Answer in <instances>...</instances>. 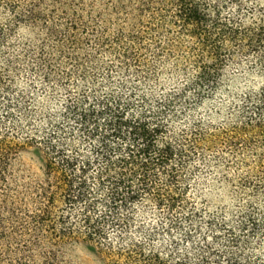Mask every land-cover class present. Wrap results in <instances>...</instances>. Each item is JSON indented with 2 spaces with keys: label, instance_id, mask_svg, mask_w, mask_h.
Wrapping results in <instances>:
<instances>
[{
  "label": "trees",
  "instance_id": "obj_1",
  "mask_svg": "<svg viewBox=\"0 0 264 264\" xmlns=\"http://www.w3.org/2000/svg\"><path fill=\"white\" fill-rule=\"evenodd\" d=\"M0 264H264V0H0Z\"/></svg>",
  "mask_w": 264,
  "mask_h": 264
},
{
  "label": "rangeland",
  "instance_id": "obj_2",
  "mask_svg": "<svg viewBox=\"0 0 264 264\" xmlns=\"http://www.w3.org/2000/svg\"><path fill=\"white\" fill-rule=\"evenodd\" d=\"M238 62L245 66L243 63L246 62L243 57H240ZM222 76L225 88L216 97L214 105L207 107L210 112L203 114L204 119H209L213 124V128L210 129L212 146L205 153L206 160L211 165L210 169L212 167L213 169L212 172L201 174L195 184L202 199L212 201L215 206L225 205L227 207V183L219 179L221 175H227V144H225V141L227 142V67H225ZM207 108H204V111ZM24 162L36 169L28 155L24 157ZM148 211L154 213L155 209L148 207Z\"/></svg>",
  "mask_w": 264,
  "mask_h": 264
}]
</instances>
